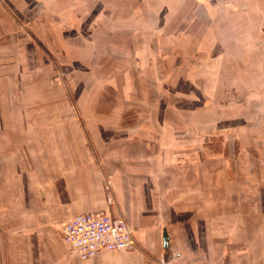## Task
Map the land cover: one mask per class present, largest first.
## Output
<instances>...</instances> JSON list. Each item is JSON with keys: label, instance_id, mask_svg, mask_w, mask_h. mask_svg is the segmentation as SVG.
Instances as JSON below:
<instances>
[{"label": "crops", "instance_id": "obj_1", "mask_svg": "<svg viewBox=\"0 0 264 264\" xmlns=\"http://www.w3.org/2000/svg\"><path fill=\"white\" fill-rule=\"evenodd\" d=\"M71 1L0 0V264H155L159 260L169 264H264V140H259L264 137V127L251 126L243 113L227 114L211 128L196 124L192 143L200 148L194 147L195 154L188 159L179 153L178 161L172 163L168 159L171 144L165 141L164 131L163 141L155 144L145 138L143 150L150 149L152 154H140L138 149L124 146L126 139L109 145L117 129L101 121L91 125L87 111L51 112L45 115L51 117L50 125L41 126L38 118L43 113L36 106L29 107L30 97H23L21 108L13 106L9 95L12 71L24 83L32 78L28 70H42L37 62L38 38L59 47L54 50L58 56L59 51L74 52L75 44L88 59L92 56L90 38L105 1H92L96 6L79 30L73 28L69 15L76 13L75 6L91 0ZM137 1L145 2L143 6L151 3ZM201 1L205 18L209 14L225 22L227 17L234 23L236 15L220 17L219 13L251 3ZM162 7L163 19L165 3ZM232 32L223 35L222 43L218 32L201 40L205 32L199 44L207 52L218 53L223 44L232 41H228ZM151 45L146 46L147 51ZM225 47L242 54V50ZM44 59L45 63L51 61ZM235 61L226 64L219 60V69H228L217 82L242 67L239 77L249 85L251 66ZM73 64L77 67L76 61ZM62 69L73 70L71 65H62ZM263 75L261 71L259 77ZM185 81L181 79L170 89L188 91L191 85ZM199 95L196 104L204 98ZM167 115L168 111L158 110L161 125ZM103 116L99 114V118ZM220 116L212 110L200 113L198 121ZM236 134V144L222 142L219 148V142L214 143L219 135ZM203 138L209 142L203 143ZM161 147L168 158L156 154ZM100 210L124 216L134 230L136 246L104 249L82 259L64 241L61 226L72 216Z\"/></svg>", "mask_w": 264, "mask_h": 264}, {"label": "rangeland", "instance_id": "obj_2", "mask_svg": "<svg viewBox=\"0 0 264 264\" xmlns=\"http://www.w3.org/2000/svg\"><path fill=\"white\" fill-rule=\"evenodd\" d=\"M73 1L76 4L84 0ZM92 1L74 7L76 13L69 15L74 29L79 30L82 22L93 12L96 5H91ZM104 1L105 5L100 8V21L90 38L94 47L90 59L80 45L75 44L74 52L59 51L58 56L54 50H60L59 47L44 44L38 38L36 61L42 70H28L32 78L27 82L24 80V83L12 71L9 95L15 108L19 109L25 103L23 97H30L29 107L36 106L43 113L44 117L38 118L41 126L50 125L51 117L45 115L51 112L87 111L91 125H98L101 121L117 129L118 133L113 135L109 145L126 139L128 143L124 146L136 148L140 154H152L150 149L143 150L146 148L145 138L155 144L163 141L164 131L167 133L165 141L171 144V157L168 158L162 147L156 154L172 163L178 161L179 153L188 159L194 156V147L200 148V144L195 146L192 143L196 124L203 125L204 129L211 128L217 119H225L227 114L243 113L251 126L264 127V75L259 77L261 71L264 74L263 0H251L250 5L219 13L220 17L236 15L237 21L240 20L238 25L237 21L234 23L227 17L225 22L209 14L205 18L200 10L204 4L201 0H149L151 3L146 6H143L145 2L137 0ZM164 3L166 12L162 19L160 11ZM205 32L207 34L201 40L215 32H218L221 43L223 35L230 32L234 38H227L232 40L229 45L225 43L218 53H211L199 44V37ZM149 45L153 48L147 51L146 46ZM225 46L242 50V54L237 55L238 52L233 53ZM44 57L51 58V61L45 63ZM220 59L226 64H236L235 59L246 61L252 71H249L250 84L239 77L238 72L244 71L242 67L231 70L229 78L220 77L222 82H217V77L228 69H219ZM62 65H71L74 69L65 71ZM181 79L190 83L189 90L172 91L170 87H175ZM198 89L199 93H196ZM200 93L204 98L196 104ZM160 109L168 111L163 125L158 116ZM212 110L222 115L198 121L200 113ZM100 113L105 116L99 118ZM149 127H153L156 133L153 134ZM116 136L119 141L113 140ZM237 136L219 135L218 140L215 142L213 138V141L219 142L220 148L222 142L236 144ZM259 140H264V137L260 136ZM184 141H187L185 146L181 144ZM205 142H209L208 138H203ZM186 147L188 151L184 150ZM114 149L112 147L111 152ZM215 152L221 153V150ZM220 158H223L222 154Z\"/></svg>", "mask_w": 264, "mask_h": 264}, {"label": "built area", "instance_id": "obj_3", "mask_svg": "<svg viewBox=\"0 0 264 264\" xmlns=\"http://www.w3.org/2000/svg\"><path fill=\"white\" fill-rule=\"evenodd\" d=\"M64 241L82 259L100 250L131 249L135 233L124 216L114 217L107 210L88 211L68 218L61 226ZM155 264H169L159 260Z\"/></svg>", "mask_w": 264, "mask_h": 264}, {"label": "water", "instance_id": "obj_4", "mask_svg": "<svg viewBox=\"0 0 264 264\" xmlns=\"http://www.w3.org/2000/svg\"><path fill=\"white\" fill-rule=\"evenodd\" d=\"M168 244V235H164V245L166 246Z\"/></svg>", "mask_w": 264, "mask_h": 264}]
</instances>
